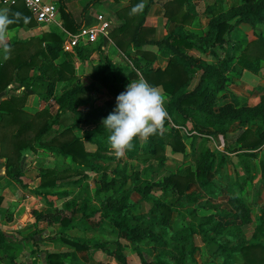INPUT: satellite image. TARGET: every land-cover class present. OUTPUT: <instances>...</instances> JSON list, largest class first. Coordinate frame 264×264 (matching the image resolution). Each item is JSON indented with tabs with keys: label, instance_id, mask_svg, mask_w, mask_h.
Wrapping results in <instances>:
<instances>
[{
	"label": "trees",
	"instance_id": "16d2710c",
	"mask_svg": "<svg viewBox=\"0 0 264 264\" xmlns=\"http://www.w3.org/2000/svg\"><path fill=\"white\" fill-rule=\"evenodd\" d=\"M190 1L173 0L171 2L172 7L165 5V17L181 24L189 22L195 10ZM136 2L139 1L131 0L130 5L132 6ZM185 2L186 10L183 9ZM90 3L88 2L83 7V13ZM150 3L151 0L145 5L139 16V24L133 37L135 39H132L136 42H140L136 40V35ZM56 4L66 29L72 33L76 32L80 26L74 22L63 0H58ZM214 6V4L208 5V12L213 13ZM8 9L10 16L19 12L28 17L27 22L20 20L19 23L11 25L10 28L34 24L32 15L21 2L9 6ZM242 22L251 26L264 22V0H246L213 15L208 21L207 31L204 35L199 36L186 32L179 26L169 32L161 41H148L165 46L171 53V58L164 69L146 68L143 71V78L154 86L160 85L163 91L171 96L166 106L169 119L165 122V126L172 123L177 127H172L170 131L165 130L163 135L157 133L147 140L137 139L134 142L133 150L125 154L128 158L134 159L140 154L149 157V152L152 150L151 157L161 160L165 146H169L173 152H185L186 144L182 140L179 128H184L190 135V152L194 153L193 145L197 136L216 133L225 135L229 124L232 122H236L239 127L246 126L238 137L239 141H245V134L249 133L250 126L254 125L253 135L255 138L242 143L240 146L242 149L245 151L259 149L264 144V94L260 101L252 107H235L232 103L224 100V95H218L225 86L227 79L225 72L229 68L232 58L231 47L226 48L225 43L228 42L232 28ZM120 28L125 31L127 26ZM8 43L11 45L10 55L4 62L0 61V93L12 81H17L23 85L25 90L21 95H11L0 100V157L5 158L7 176L19 181L22 152L38 149L57 152L68 158L71 163L69 169L74 174L81 175L82 178L87 177L86 171L98 174L97 180L100 187L96 192L115 188L118 181L120 182L119 186L123 187L130 176L137 175L134 172L130 174L123 172L121 177L112 175L110 177L109 163L114 157L104 153L111 147L108 143L109 133L104 128L103 120L114 111L116 97L123 92V80L130 75L133 76L130 70L124 66H116L109 61L95 65L92 74L93 79L106 87L113 96V99L108 101L105 106H85L88 100L86 97L88 87L72 84L70 87L64 86L61 94L56 97L58 111L55 115H52L47 109L28 114L24 110L25 101L29 94L38 89L32 84L33 81L45 80L47 82L46 92L51 94L54 84L70 80L74 70L70 63L61 59L63 42L54 33L26 40L13 39ZM74 48L79 58L87 57L92 51L90 47L85 45H78ZM192 48L209 52L215 61L211 63L196 62L186 52ZM243 50L240 58L242 67L254 70L255 63L264 59V39L259 38L257 41H253L251 46H247ZM220 51L222 56L219 54ZM59 59L60 61L56 63L55 61ZM32 70L41 72V75L35 72L31 74ZM198 71H200L199 78L195 86L189 89L190 81ZM83 123H93L94 126L84 131L82 137H78L73 129ZM55 125L63 126L57 129L54 127ZM83 140L95 144L98 151H87ZM196 156L194 168L186 167L182 171L168 175L161 182H152L143 186L132 182L129 190L123 191L126 189H122L111 201L101 205L100 215L107 219L117 232L122 234L131 244L145 239L153 243V248L161 245V250L151 259L142 255L141 264H188L187 257L195 260L194 253L198 250L195 242L196 234L201 237L205 244L216 243L218 245L219 254L223 256L221 264H231L232 253L229 245H238L237 250L242 257V264H264L263 214L254 227L251 239L244 240L242 237L236 244H232L229 239H226L225 243H218L220 238L235 237L237 234H242L243 227L252 222L251 209L244 198L236 192L237 188L240 190L238 182L235 181L237 185H234L233 189L231 186L227 187L226 193L222 195L221 186H218V182L212 179V174L217 171V167L226 162L227 155L225 152L203 147ZM241 162L247 176L251 178L250 172L253 169L251 163L246 158H242ZM259 164L260 180L264 181L263 157L259 160ZM111 172L116 174V168L112 169ZM77 183L79 180L71 181L69 184L74 186ZM194 183L198 184L209 198L225 199L228 208H222V211L226 217V223L218 219L213 213H209L201 216L198 222L180 216L175 218V226H173L174 215L171 203L150 197L151 189L154 186H159L164 188L165 192L166 189L174 192L177 203L187 201L189 205L199 204L201 203L200 194L185 192L186 187ZM56 187L58 185L54 170L46 169L42 174L41 184L36 188H28V190L32 194L42 196L50 204L49 195L59 197L69 195L66 190L54 191L53 188ZM132 193H137L139 199L133 200L131 198ZM209 200L205 199L203 206L211 209L219 208L221 203L214 204ZM142 201H151V206L146 212H135V207ZM74 204L75 201L71 200L66 202L65 206L69 211H73ZM79 210H85L87 218L98 212L96 207L87 206L84 196ZM31 213L36 220L50 217V215L36 210H32ZM149 217L155 218V220H150ZM82 219L83 217L75 220L73 216H63L59 219L61 225L60 238L77 250L86 249L85 242L80 238L69 237L64 232L69 227L78 224ZM153 222L164 229L173 230L174 248L168 249L166 240L151 230ZM0 236L6 241L3 235ZM7 247L8 245H1L4 254L9 252ZM122 247L121 242L117 241L114 257L120 263H124L125 260ZM137 253L142 254L139 249H137ZM65 256L66 254L61 252L48 251L45 254V259L47 264H65L63 261Z\"/></svg>",
	"mask_w": 264,
	"mask_h": 264
},
{
	"label": "crops",
	"instance_id": "0c3cea01",
	"mask_svg": "<svg viewBox=\"0 0 264 264\" xmlns=\"http://www.w3.org/2000/svg\"><path fill=\"white\" fill-rule=\"evenodd\" d=\"M47 1L57 2L58 0ZM94 1L95 0H63L77 26L89 23L97 25L101 22H105L107 24V29L105 34L99 35V38L95 43L85 45L86 47H90L92 49V51L85 58H79L75 48L65 51L62 45L63 50L61 59L71 64L74 70L73 76L70 80L56 82L54 84L51 94H47L46 92L47 84L44 86L43 90L38 88L33 93L29 94L24 104V110L28 114H34L37 111L47 109L52 115H55L58 111L56 97L61 94L64 86L70 87L72 84H80L82 86L88 87V91L86 94L88 100L85 106H105L108 101H111L113 99V96L106 87H104L98 82H95V80L93 79L92 74L94 72L95 65H98L99 63H103L105 61H109L116 66H124L128 68L133 74V76L130 75L123 80L122 91L125 92L127 86L131 83V81H137L141 78L144 79L143 71H145L146 68L164 69L168 64L169 59L171 58V53H169L168 49L165 46L156 43H149L148 41H161L169 32L179 26L182 27V29L186 32L194 33L199 36L206 34L208 21L210 18L205 19L206 23L202 27L204 31L201 32L200 29L196 26L198 19L200 18V21L203 19L201 18L200 13L202 11L208 12L207 6L214 4L215 6L212 9L213 11L214 9H216V6H218L217 4H219V1L222 0H213L212 2H208L206 4H204L202 0H191L190 2L194 6L195 10L189 22L185 24L169 20L164 15L165 5H170L172 7L171 2L173 0H151V3L146 11L143 23L138 28V32L136 35V40L140 42H136L132 39H135L133 37L135 34V29L139 24L138 21L141 13L133 15L131 14V10L136 4L140 3L141 0H138L139 2L134 3L132 6L130 5L131 0ZM149 1L150 0H144L145 5H147ZM228 1L230 0L226 1V8L232 5H236L234 0H231L230 2ZM88 2L91 3L88 5L86 11H84L83 13V7ZM2 8L8 7L0 1V9ZM183 9H187L186 2L183 5ZM217 13H219V11ZM97 15H102L101 20L97 18ZM59 20V24L55 22L49 23L50 25L46 24V26L37 23L33 19V21L35 22L31 26L24 25L10 28L9 41L13 39L26 40L30 38H38L48 33H54L59 36L62 39V42L64 43L65 36L68 33L72 32L66 29L60 13ZM121 26H127V29L125 31H122L120 28ZM259 38L264 39V22L258 23L254 26H251L246 22H242L232 28L228 36V42L225 43L226 48L231 47L230 53L232 58L230 66L225 72V75L227 77L225 81V86L222 90L219 91L218 95H224V100L232 103L235 107H252L260 101L261 96L264 94V59H260L258 63H255L256 66L254 70L242 67L240 63V58L243 54L242 52H244L243 49L247 46H251V43L253 41H257ZM186 52L196 62L211 63L215 61V58L207 51H201L196 48H192L187 50ZM219 54L220 56L223 55L221 51L219 52ZM249 54H251V52ZM5 60L6 59L2 55V52H0V61L4 62ZM59 61L60 59L56 60L55 62L57 63ZM34 72L38 75H41V72L34 70H32L30 73L33 74ZM199 75L200 71H198L192 77L188 87L189 89H192L195 86ZM158 87L162 89L160 85H158ZM24 90L25 88L23 85L19 84L17 81H12L7 86V88L0 93V100L11 95H21L23 94ZM163 93L166 95L167 106L171 96L164 91ZM100 97H103V102H98L100 100ZM233 124H236V126L240 129L241 133L243 129L246 128V126L239 127L236 122L230 123L229 126ZM62 126L63 125H55L54 127L58 129L62 128ZM93 126V123H83L80 124L78 127H75L73 129V132L76 136L82 137L84 131L93 128ZM252 126L254 130V125ZM172 127L177 126L172 123H169L165 126V130L170 131ZM228 128L225 135L216 133L213 135L199 136L207 141L206 147H208L210 150H219L225 152L227 155L226 162L231 160V158L229 157L230 155L228 156V153L225 151V147L223 145H218L216 140H218V136L223 139L227 138V134L229 133L228 131H230V128ZM184 131L186 130L184 129ZM180 132L182 133L181 129ZM238 137L234 139L236 143L238 142ZM189 139L191 142V137ZM214 140L215 146L214 148H212L210 147L209 143ZM190 142L186 144L189 145V147ZM83 143L87 151H98L97 146L95 144L86 140H83ZM239 147V151H236L235 154H240L241 159L246 158L250 162L249 158L253 159L257 155V152H261V154H263V156L261 157L264 158V144L259 149L248 151H245L244 149ZM104 153L108 156H113L110 155L112 154L111 148H109L108 151H105ZM60 161L61 164L59 163ZM224 164H222L220 167L224 166ZM239 165L241 167L242 162ZM70 167V160L57 152H52L46 149H38L36 151L26 150L22 152L20 160L21 176L19 178L20 180L18 181L17 179L9 178L7 176L5 158L0 157V235H3L6 239V241H4L0 236V264H47L45 254L48 251L64 253L66 254L63 259L64 263L75 264L72 262V259L75 255L74 253L84 254L85 256V254H87L88 252L90 245H96L98 243V237H96L95 233L90 232H96V227L92 224V222H94L95 220H99L96 215L99 214V216H101L99 211L101 206L98 207L96 205H92V207H96L98 209V212H96L94 216H91L89 218L85 216V213H87L85 212V210H79L81 203L80 205H76L75 203L73 206V211H69V209L65 206L66 202L72 200L71 199L67 201V198L70 195L69 188L73 186V184L69 183L74 180L80 181V179L82 178L81 175L74 174L69 169ZM46 169L54 170V176L56 177V183L58 187L53 188V190H66L69 192V195L64 197H59L57 195H49L48 201L50 202V204L47 203L42 198V196L32 194L28 190V188H36L41 184V177L44 170ZM257 169L259 171L258 176L256 177V175L253 174V170L251 169L250 178L247 176L246 171L243 167L246 176L245 179L252 180L254 179L255 175V179L257 178V181H255L254 183L256 184L258 181H260V183L256 184L257 189L259 190L255 199L253 200L254 204L248 203L245 200L242 194L243 183L241 184L239 180H233L229 183H225L222 185L221 188V190L223 188L225 190V192L222 191L223 195L226 193L227 187L231 186L233 189L234 185H237L236 182H238L240 190L237 188L236 192H238L244 198L245 202L250 207L252 222H255L254 227L258 223L259 217L262 214L264 216V181L260 180L261 171L259 161ZM86 172L87 174L89 172L91 173V171ZM189 186L198 187V184L194 183L190 184ZM82 198L80 199V202ZM84 198L86 199L88 206L87 198ZM137 199H139V197ZM215 200H217V203L225 201V199ZM59 204H62V207L65 210L64 214H60L58 208ZM88 207L91 206L89 205ZM32 210L42 212L43 214H48L50 215V217L46 219L36 220L31 213ZM76 213H80V215L78 217H75ZM255 214L257 216L256 221L254 217ZM63 216H73L75 220H78L83 217V219L79 221L78 224L66 229L64 234L69 237L80 238L81 240H83L85 242L86 249L77 250L72 245L65 243L60 238L59 230L61 228V225L59 223V219ZM217 218L226 223V217L224 215L219 216ZM46 225L49 226V229L47 228V231L49 232L50 230L53 237H47L49 236V233L47 235H44L46 232ZM31 233L34 234V240H38L37 238H39V240H42V243L44 245L38 247V241H33L31 239ZM120 238L121 237H119L118 241L121 242L124 247V243H122ZM30 239L32 240L31 243H27ZM1 245H8V254H4L2 252ZM55 245H57V248L55 247ZM111 256L112 259L115 260L117 263H115L114 261H110L106 264L125 263V260L124 263L118 262L114 257V253Z\"/></svg>",
	"mask_w": 264,
	"mask_h": 264
},
{
	"label": "rangeland",
	"instance_id": "374dc122",
	"mask_svg": "<svg viewBox=\"0 0 264 264\" xmlns=\"http://www.w3.org/2000/svg\"><path fill=\"white\" fill-rule=\"evenodd\" d=\"M213 0H202L204 4L210 3ZM227 0H222L219 1L218 6H216V9H214L212 12L213 13H208L204 11H200V16L203 18L200 21V18L198 19V22L196 23V26L200 29V31H204L202 29L203 25L206 23L205 19H209L212 17L214 14H216L218 11L225 10L227 7L226 4ZM231 1V0H230ZM228 1V2H230ZM235 4L243 3L246 0H234ZM54 2V1H52ZM56 3V1L54 2ZM203 21V22H202ZM201 22V23H200ZM50 25V24H47ZM46 25V26H47ZM47 82L44 81H33L32 84L37 86V88L43 90L44 86ZM103 97H100V100L98 102H103ZM97 102V103H98ZM69 115V114H68ZM66 115V117H68ZM68 121H70L69 118H67ZM189 127V126H188ZM230 131L227 134V138L223 139L218 136V140H216L218 145H223L225 147V151L228 153V156L231 158L230 161L226 162L224 166L218 167L217 171L212 174V179L218 182V186H221L220 189L222 188V185L225 183H229L233 180H239L241 184L243 185L242 187V194L245 198V200L248 203H253V200L255 199L258 190L257 189V183H260L258 181L256 184L254 183L257 181L256 177L259 174L258 171V161L263 154L261 152H257V155L251 159L249 158L250 162L252 163L253 167V174L254 179L252 180H247L245 179V172L243 170V167L239 164H241V155L240 154H235L236 151L238 150V147L245 142H249L250 140H253L255 137L253 135V126H251L249 129V133L245 134V141H239L236 143L234 139H236L239 134L241 133L240 129L236 126V124H233L229 126ZM228 128V129H229ZM182 133V140L184 141L185 144H188L190 142V135H187L186 131H184L183 128H180ZM193 134V133H192ZM191 134V135H192ZM143 141V140H141ZM214 143L215 140L210 142V147L214 148ZM207 141L204 138H201L197 136V138L194 141V149L195 152H190V147L189 145H186L185 152H173L169 146H165L163 149V158L161 160H157L153 157H151V153L153 152L151 150L150 156L146 155H138L134 159L128 158L126 155L123 157L117 158L116 155L114 154L113 150L111 149L112 157H115L114 160L110 162V177L115 176V177H121L122 173L125 172L126 174H130L132 172L137 173L135 176H130L127 179L126 184L123 187L119 186V181L118 184L115 186V188H111L108 191H99L96 192V190L100 187V183H98V174H94L93 172H89L87 174V178H81L79 183L70 187V195L67 198V201L73 200L75 201L76 205H80V197H86L88 201V206L96 205V206H101V204H104L107 201H111L117 193H120L122 189H126L123 191H127L131 188L132 182L139 184L140 186H143L145 184H150L152 182H161L165 177L172 173H176L179 171H182L186 167H195V161H196V154L199 152L203 147H206ZM90 147V145H89ZM240 148V147H239ZM61 164V161L59 162ZM116 168L117 173L112 174L111 170ZM255 169V171H254ZM225 192L224 188L221 190ZM186 193L190 192H195L197 194H200L199 198L201 203H196L193 205H189L187 201H182L180 203L176 202V194L172 192L170 189H165L159 186H154L151 189L150 192V197L152 199L157 198V199H162L165 200L168 203H171L172 210H173V215L174 219L172 220V225L175 226V218L177 219L180 216H185L188 219L198 222L200 221V217L209 213H214L216 217L222 216L223 212L221 211V208H228V205L226 204L225 201H221V204L219 205L220 208L217 209H212L203 206V203L205 199H210L209 201L214 203V204H219L217 203V200L214 198H209L207 195L202 193L201 188L195 187V186H187ZM139 197L136 193L131 194V198L133 200H136ZM263 198V196H262ZM254 204V203H253ZM151 206V201H142L140 202L134 209L135 212H146L149 207ZM254 206V205H253ZM60 214H64L65 210L62 207V204L58 205ZM80 213H76L75 217H78ZM99 220H95L92 222L93 225H95V231H91L90 233H95L96 237H98V243L96 245H90L87 254H78L74 253V257L72 259V262L75 264H106L109 263L110 261H114L117 263L115 260L112 259V254L114 253V250L116 249V241L119 240V237H121L122 243H124V247H122V251L124 254V259L125 263L124 264H141V256L143 255L147 259H151L156 255L160 250H161V245H157L156 247L153 248V243L151 241L142 239L138 241L137 243L131 244L124 236L120 235L116 229L113 228V226L104 218L99 216V214L96 215ZM255 221L257 219V216L255 214ZM150 220L152 219L153 221L155 218L149 217ZM254 224L255 222L251 223L250 225H246L243 228L242 234L232 237H224L220 238L218 240V243H225L226 239H229L231 243H237V241H240V239L248 240L251 239L252 234H253V229H254ZM44 225V224H43ZM45 234L48 235L47 237H51L52 234L49 230L47 231V228L49 227L48 225L45 226ZM49 229V228H48ZM154 233L159 235L160 237L164 238L166 240V246H168V249L174 248L175 247V240L173 238V233L172 229H164L163 227H160L158 224H155V222L152 223V229ZM31 239L33 241H38V247L43 246L44 244L42 243V240H34V234L31 233ZM56 235V234H54ZM53 237V236H52ZM29 240L27 243H31L32 240ZM195 242L198 246V250L194 253V259L191 260L190 257L188 256V264H221L223 260V256L219 254V248L216 243H210V244H205L199 235H195ZM108 243V244H107ZM57 248V245H55ZM231 253H232V258L230 260L231 264H242V257L239 254L237 248L238 245H229L228 246ZM232 248V249H231ZM137 249H139L142 254L137 253ZM89 260V261H88ZM7 264V263H6Z\"/></svg>",
	"mask_w": 264,
	"mask_h": 264
},
{
	"label": "clouds",
	"instance_id": "9594fccd",
	"mask_svg": "<svg viewBox=\"0 0 264 264\" xmlns=\"http://www.w3.org/2000/svg\"><path fill=\"white\" fill-rule=\"evenodd\" d=\"M144 0L136 4L131 14L143 12ZM20 20L28 21V17L16 12L11 16L8 8L0 9V52L7 59L11 52L10 26ZM169 119L166 109V95L158 86L145 79L131 81L126 91L116 97V107L104 120L108 131V143L117 158L133 150L137 139L147 140L157 133L163 135L165 122Z\"/></svg>",
	"mask_w": 264,
	"mask_h": 264
},
{
	"label": "built area",
	"instance_id": "2783aa9c",
	"mask_svg": "<svg viewBox=\"0 0 264 264\" xmlns=\"http://www.w3.org/2000/svg\"><path fill=\"white\" fill-rule=\"evenodd\" d=\"M7 7L15 5L19 2L24 4L26 9L30 12L33 19L39 24H49L58 23L59 20V10L57 4L47 0H0ZM97 18L101 20L102 15H97ZM107 29V24L101 22L97 25L83 24L76 32L68 33L65 36L63 43V49L69 50L73 49L78 45H87L95 43L100 34H105Z\"/></svg>",
	"mask_w": 264,
	"mask_h": 264
}]
</instances>
